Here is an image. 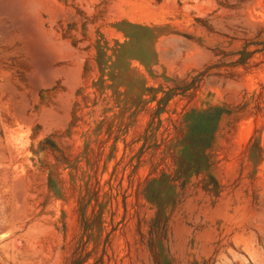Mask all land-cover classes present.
<instances>
[{
    "label": "rangeland",
    "instance_id": "374dc122",
    "mask_svg": "<svg viewBox=\"0 0 264 264\" xmlns=\"http://www.w3.org/2000/svg\"><path fill=\"white\" fill-rule=\"evenodd\" d=\"M0 264H264V0H0Z\"/></svg>",
    "mask_w": 264,
    "mask_h": 264
}]
</instances>
